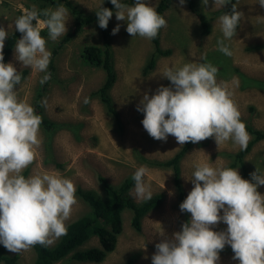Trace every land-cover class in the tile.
Segmentation results:
<instances>
[{
	"label": "clouds",
	"instance_id": "9594fccd",
	"mask_svg": "<svg viewBox=\"0 0 264 264\" xmlns=\"http://www.w3.org/2000/svg\"><path fill=\"white\" fill-rule=\"evenodd\" d=\"M103 2L95 14L99 27L107 29L113 11L102 7ZM229 2L214 0V7ZM110 3L116 9V20L127 22L126 31L131 37L154 39L160 29L167 27L164 16L145 0H134L131 6L121 0ZM184 3L179 0L181 6ZM258 3L264 7V0ZM208 4L209 0H202L205 10ZM243 15L235 3L230 13L219 17L223 39L217 40V46L227 56L232 52L224 41L236 35ZM68 19L69 10L61 4L42 11L35 6L24 9L14 21L15 30L22 34L15 44V59L45 73L41 84L51 78L47 70L52 55L41 31L46 28L48 39L56 42L65 36ZM119 31L117 24L112 35ZM7 36L6 29L0 27V244L20 254L37 244L51 246L66 235V221L77 199L73 181L58 171L27 178L22 174L38 156L42 117L29 103L18 99L16 86L22 77L12 63L4 62ZM217 72L211 63L166 67L160 75L171 86L161 85L151 96L145 93L137 105V111L144 114L142 125L149 136L165 142L172 136L179 145L214 138L218 147L231 140L245 150L251 137L233 93L226 82L217 81ZM88 102L85 98L84 103ZM147 174L148 169L142 165L132 176L134 188L130 195L138 202L151 200L153 195L151 186L145 183ZM250 176L247 180L238 169L196 163L191 178H185L193 187L179 205L180 211L190 213L191 218L170 238L163 229L159 232L162 239L155 244L152 264H218L226 245L239 264H264V195L257 190L264 186V173L256 168ZM221 222L227 225L226 230L214 231Z\"/></svg>",
	"mask_w": 264,
	"mask_h": 264
},
{
	"label": "rangeland",
	"instance_id": "374dc122",
	"mask_svg": "<svg viewBox=\"0 0 264 264\" xmlns=\"http://www.w3.org/2000/svg\"><path fill=\"white\" fill-rule=\"evenodd\" d=\"M71 1L83 12L94 11L103 2V0ZM197 1L199 9L207 15L220 8L214 7V0H209L205 10L202 0ZM28 2L0 0V27L6 29L7 33L12 32L19 11L23 13L24 9H27L25 3ZM145 2L155 7L158 0ZM235 3L237 11L244 15L236 29V35L231 40L224 41L232 52L231 56H227L219 51L217 46V40L223 39L218 20L224 13L216 15L211 21L210 32L202 35L198 18L189 10L186 3L181 6L179 0H172L171 6L164 12L167 27L162 28L159 39L160 47L170 48L171 53L159 56L153 69L146 75L142 73V68L153 51L151 40L139 36L131 37L126 31L127 22L117 21L116 9L112 10L113 16L109 20L107 31L116 80L110 93L119 113L120 126L106 113L99 99L89 98L104 81L105 72L102 68L87 67L79 62V51L83 45H101L102 42L98 22L85 26L83 31L71 39L55 56L57 79L51 81L40 102L42 112L50 120L70 121L75 123V126L80 123L81 128L78 131L80 138L75 139L70 131L58 130L49 144L40 126L41 144L37 150L38 156L27 168L25 177L44 171H58L73 181L76 190L80 187L99 191L97 174L105 176L113 184H118L138 167L146 166L140 163V156L158 160L171 157L181 145L172 136H169L166 142L151 138L143 128L144 114L137 111V105L145 93L151 96L161 85L171 86L170 81L160 75L166 67L179 68L186 63H211L218 69L214 59L228 62L225 74L217 72V81L228 84L241 117L253 127L264 130V88L243 87L240 78L231 69L236 67L249 78L264 80V47H259L264 43V7L259 5L258 0H233V4ZM57 6H48L47 9H55ZM68 10L69 19L66 27L70 30L73 15L70 9ZM117 24H120V31L112 35V29ZM20 38L21 36L18 39ZM45 39L48 40L47 48L52 53L55 42L48 37ZM15 44L5 63H12L18 72L27 70L21 84L16 86L17 95L19 100L26 101L35 108L36 89L45 73L36 72L17 61L14 55ZM85 98L89 101L87 104L84 103ZM238 149L239 146L233 144L231 140L219 147L214 138L195 143L179 164L185 197L193 187L185 178H191L196 163L207 162L213 167H226L230 162L226 154H232ZM53 160L62 165L55 166L51 162ZM244 160L250 167L247 180H251L250 173L256 168L264 173V140L255 143ZM146 168L148 174L144 178L145 183L151 186L152 193L163 191L164 199L142 218L140 231H136L130 224V211L124 210L122 232L117 237L114 250L102 261L78 262L67 256L55 264H122L128 257H133L132 264H152L151 257L156 251L155 244L162 239L159 232L163 229L165 235L170 238L174 232L181 230L183 223L190 220L191 214L180 211L172 170L147 166ZM234 169H238L240 173L239 168ZM257 190L264 195V186H259ZM75 196L77 204L73 206L71 217L66 224L87 210L86 204L76 193ZM132 199L137 201L133 196ZM226 228L227 225L221 222L214 226L213 230L224 231ZM97 244V237L92 236L81 248ZM6 251L9 252L7 249ZM17 255L20 264H32L35 252L32 247ZM233 255V252L220 253L218 264H239L238 260L232 259Z\"/></svg>",
	"mask_w": 264,
	"mask_h": 264
},
{
	"label": "trees",
	"instance_id": "16d2710c",
	"mask_svg": "<svg viewBox=\"0 0 264 264\" xmlns=\"http://www.w3.org/2000/svg\"><path fill=\"white\" fill-rule=\"evenodd\" d=\"M25 3L27 9H31L33 5L38 11L47 9L48 6H57L63 4L65 7L70 9L73 15V23L71 29L68 30L65 36L59 38L58 41L53 44L52 55L50 64L48 66V72L51 73V78L44 84H39L35 94V112L42 117L41 127L44 134L50 139L58 130H66L72 133L75 139H79L78 134L81 124L70 121L56 122L50 120L43 112L41 107V99L51 81L57 79L56 76V63L54 62L55 56L61 51V49L77 34L83 31L84 27L92 23L98 22L95 9L92 12H83L74 4L71 0H28ZM122 3L130 5L134 3V0H121ZM172 0H158L155 9L156 11L164 16V12L171 6ZM185 3L189 10L193 12L199 21L201 34H208L211 30V21L216 15L220 13H230L233 5V0L212 12L211 15H207L206 12L202 11L198 7L197 0H185ZM102 7L114 9V6L110 3V0H104ZM19 16L23 13H20ZM43 19V17H42ZM101 29V28H100ZM161 30L154 39H150L153 44V51L149 56L148 60L142 68L143 74H148L154 67L156 59L159 56H166L171 53L170 48L160 47V36ZM101 45L97 44H85L79 51V62L80 64L87 67L102 68L105 72V78L102 84L93 91L89 98L99 99L105 107L106 113L110 115L116 121L118 126L121 125L119 113L116 109L115 103L111 97L110 90L116 80L115 70L112 63V51L110 46L109 32L107 29H101ZM46 33V34H45ZM41 35L48 37L47 29H42ZM47 35V36H46ZM21 36V33L15 29L8 33L5 40V47L3 50L4 62H6L9 54L11 53L14 44L17 39ZM264 47V43L260 44L259 47ZM214 63L218 65V71L221 74H225L228 69V62L225 60H216ZM230 68V66H229ZM232 72L238 75L242 82V86H254L258 88H264V80L249 78L242 74L236 67H232ZM21 74V81L24 79L27 70L23 69L19 72ZM241 120L246 124V129L251 137L247 148L241 150L240 148L234 153H227L226 155L230 158V162L226 167L239 168L240 175L246 179L249 177V169L245 164V156L250 152L251 148L258 141L264 140V130L253 127L246 119L241 117ZM194 143L188 142L181 147L169 158L158 160L149 159L143 156H138L140 163L147 167L157 168H170L172 170V180L175 189L178 194L179 205L186 199L185 192L181 183L180 178V160L186 155V153L192 148ZM48 161V160H47ZM55 166L60 167L62 164L56 161H51ZM132 172L128 176H125L118 184L109 182L105 176L97 174V181L99 191L93 189L77 188L76 194L86 204L87 210L81 216H78L74 220L66 224L67 234L61 236L53 245L45 247L42 245H35L33 250L35 252L34 260L32 264H55L66 258L78 261V262H94L99 263L102 261L107 254L112 252L115 248L118 235L122 232L123 218L122 213L124 210L130 211V224L136 231H140L142 218L152 209L156 208L160 202L164 199V192H155L152 195L151 200L138 202L132 199L130 190L134 186L132 179ZM24 176L27 175V169L22 173ZM187 213V212H186ZM96 236L98 239L97 245L81 246L89 240L92 236ZM232 253L231 247L226 245L220 253ZM17 254H11L6 251V248L0 244V263L2 264H20ZM133 257H128L122 264H132Z\"/></svg>",
	"mask_w": 264,
	"mask_h": 264
},
{
	"label": "bare ground",
	"instance_id": "6f19581e",
	"mask_svg": "<svg viewBox=\"0 0 264 264\" xmlns=\"http://www.w3.org/2000/svg\"><path fill=\"white\" fill-rule=\"evenodd\" d=\"M86 5H87V4H86ZM86 5H85V6H86ZM89 5H90V4H89ZM89 8H91V6H89ZM89 8H88V9H89ZM91 12H92V11H91ZM45 34H46V33H45ZM46 36H47V35H46ZM135 53H136V52H135ZM114 59H115V58H114ZM135 59H136V58H135ZM91 236H92V235H91ZM222 256H223V255H222Z\"/></svg>",
	"mask_w": 264,
	"mask_h": 264
}]
</instances>
